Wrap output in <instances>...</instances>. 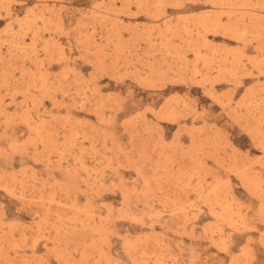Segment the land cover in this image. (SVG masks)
Wrapping results in <instances>:
<instances>
[{
  "label": "rangeland",
  "instance_id": "obj_1",
  "mask_svg": "<svg viewBox=\"0 0 264 264\" xmlns=\"http://www.w3.org/2000/svg\"><path fill=\"white\" fill-rule=\"evenodd\" d=\"M0 264H264V0H0Z\"/></svg>",
  "mask_w": 264,
  "mask_h": 264
}]
</instances>
